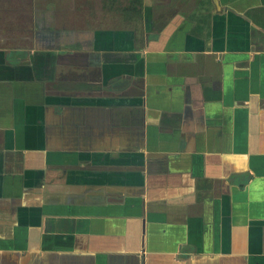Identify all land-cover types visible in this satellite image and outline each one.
<instances>
[{
	"label": "crops",
	"instance_id": "crops-1",
	"mask_svg": "<svg viewBox=\"0 0 264 264\" xmlns=\"http://www.w3.org/2000/svg\"><path fill=\"white\" fill-rule=\"evenodd\" d=\"M16 7L0 264H264V0H142L120 30Z\"/></svg>",
	"mask_w": 264,
	"mask_h": 264
},
{
	"label": "rangeland",
	"instance_id": "rangeland-1",
	"mask_svg": "<svg viewBox=\"0 0 264 264\" xmlns=\"http://www.w3.org/2000/svg\"><path fill=\"white\" fill-rule=\"evenodd\" d=\"M57 0H10V6L14 4L17 6L14 10H25L29 5L30 8L38 6L40 3L53 4ZM69 2L75 3V11L72 17H74L75 27L80 29H103L104 27L111 28L113 30H120L126 26L138 25L139 19L130 14H125L120 11H116L121 6H124L126 0H118L117 6H110L107 4L105 8H102V0H69ZM61 7V6H60ZM23 8V9H22ZM27 11V10H25ZM60 10H58L59 12ZM27 13V12H26ZM70 18V15L68 16ZM71 27V26H69ZM78 77H83L78 75Z\"/></svg>",
	"mask_w": 264,
	"mask_h": 264
},
{
	"label": "trees",
	"instance_id": "trees-1",
	"mask_svg": "<svg viewBox=\"0 0 264 264\" xmlns=\"http://www.w3.org/2000/svg\"><path fill=\"white\" fill-rule=\"evenodd\" d=\"M117 6L118 0H102V8H105L107 4H110V6ZM141 7H142V0H126L124 3V6H121L116 11L122 10V12L125 14H130L132 16L137 17V19L141 18Z\"/></svg>",
	"mask_w": 264,
	"mask_h": 264
}]
</instances>
